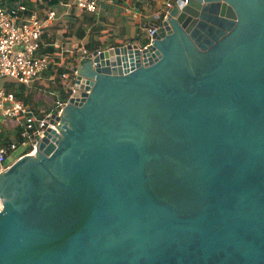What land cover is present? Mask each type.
<instances>
[{
    "label": "water",
    "instance_id": "obj_1",
    "mask_svg": "<svg viewBox=\"0 0 264 264\" xmlns=\"http://www.w3.org/2000/svg\"><path fill=\"white\" fill-rule=\"evenodd\" d=\"M151 26L81 57L0 172V264H264V0H172Z\"/></svg>",
    "mask_w": 264,
    "mask_h": 264
},
{
    "label": "built area",
    "instance_id": "obj_2",
    "mask_svg": "<svg viewBox=\"0 0 264 264\" xmlns=\"http://www.w3.org/2000/svg\"><path fill=\"white\" fill-rule=\"evenodd\" d=\"M1 1V0H0ZM115 0H66L59 3L60 7H73L79 13L96 14L101 3H111ZM166 3L161 11L153 12V24H157L165 15ZM162 15V16H161ZM56 18V8L49 7L41 13L28 9L19 4L8 10L0 6V119L13 118L20 125V136L23 138L21 145L26 144L16 155H12L18 144L12 143L8 148L0 147V172L23 154H31L35 151V143L42 137L46 127L53 128L50 123V114L60 113L61 107L74 91L72 86L75 78L74 72L61 74L60 78H66L69 83V93L64 102L56 101L55 110L39 117L31 111L29 105L17 99L13 92L4 86L6 82H14L28 85L41 77L51 62V55L44 52L47 43L45 41L46 29ZM154 27L146 28L147 42L142 45L146 47L150 43V36ZM107 48V47H105ZM101 50V49H99ZM83 57L86 52L82 47L78 48ZM1 207V204H0Z\"/></svg>",
    "mask_w": 264,
    "mask_h": 264
},
{
    "label": "trees",
    "instance_id": "obj_3",
    "mask_svg": "<svg viewBox=\"0 0 264 264\" xmlns=\"http://www.w3.org/2000/svg\"><path fill=\"white\" fill-rule=\"evenodd\" d=\"M66 0H1L0 6L6 10L16 7L19 4L26 6L30 10H38L44 7H56L60 2L64 3ZM162 16V15H161ZM66 35H71L73 33L74 37L78 40H84L83 44L80 45L86 52H91L93 50L103 49L105 47H112L115 45H119L120 43L109 40L108 42H104L100 39L98 33L103 30L101 24H98L96 21L95 14L91 13H79L74 17V21L68 24ZM47 43L44 48V52L49 55L54 51L53 47V39L48 37H44ZM147 40H144L145 44ZM81 53H73L70 57V63L73 65L75 63V58L80 57ZM71 69L65 65L58 64V59H53L51 57V62L46 71L42 74L46 76L50 83L54 86L48 90L49 94L54 93L56 95L53 96V103L49 106H43L41 109H38L37 103L33 102V92L30 90L33 85V82L29 83V85H21L14 82H6L4 84L7 90L13 92L14 96L23 101L25 104L29 105L31 111L37 114L39 117L45 115L46 113L52 112L55 110L54 105L56 101L64 102L68 96L69 89H64L63 84L59 81L61 74L69 75ZM52 78V79H51ZM16 84V85H15ZM12 123L10 127H12V137L10 138L7 133H3L0 130V147L8 148L10 144H20L23 141V138L20 136V125L16 120L10 118ZM9 134V133H8Z\"/></svg>",
    "mask_w": 264,
    "mask_h": 264
},
{
    "label": "rangeland",
    "instance_id": "obj_4",
    "mask_svg": "<svg viewBox=\"0 0 264 264\" xmlns=\"http://www.w3.org/2000/svg\"><path fill=\"white\" fill-rule=\"evenodd\" d=\"M47 8L48 7L38 9L36 10V12L41 13L44 9ZM55 8L56 18L52 22V24L47 27L45 37H50L53 39L54 51L51 54L52 60L58 59L59 65L62 64L71 69L72 66L78 64L80 57L75 58V63L73 65L70 63L71 61L69 59L73 53H78V48L83 44L84 40L76 39L72 32L71 35L67 36L66 29L68 24L74 21V17L77 16L79 12L73 7L65 8L56 6ZM95 17L96 19H98L96 15ZM98 24H101V27H103V30L98 33L99 37H101L98 40L104 42H108L109 40H111L117 43L123 41L122 35L120 34L121 28L115 24L114 20L105 17L103 18V20H99ZM59 81L63 84L65 90L69 88V83L66 78L61 77ZM53 86L54 85L50 83L48 78L44 75H41L40 78L33 81V85L32 87H30V90L33 92V102L35 101V103H37L38 109H41L43 106H49L53 103V96L56 94H49L48 92V90H50ZM11 124H13L11 119H0V130L3 133H7L10 138L13 136V131L10 130L12 129V127H10ZM26 144L27 143L23 145L18 144L12 155L14 156L19 153L22 149L25 148Z\"/></svg>",
    "mask_w": 264,
    "mask_h": 264
},
{
    "label": "crops",
    "instance_id": "obj_5",
    "mask_svg": "<svg viewBox=\"0 0 264 264\" xmlns=\"http://www.w3.org/2000/svg\"><path fill=\"white\" fill-rule=\"evenodd\" d=\"M166 3L172 0H115L111 3H101L96 12L99 20L108 17L121 28L120 34L124 41L142 46L146 39V28L154 23L153 12L161 11Z\"/></svg>",
    "mask_w": 264,
    "mask_h": 264
}]
</instances>
